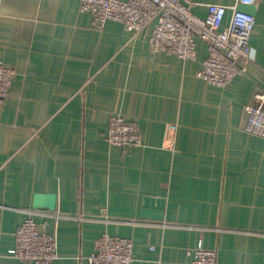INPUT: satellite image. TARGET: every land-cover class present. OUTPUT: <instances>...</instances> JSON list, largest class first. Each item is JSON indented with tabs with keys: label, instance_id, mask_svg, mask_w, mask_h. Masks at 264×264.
Instances as JSON below:
<instances>
[{
	"label": "crops",
	"instance_id": "0c3cea01",
	"mask_svg": "<svg viewBox=\"0 0 264 264\" xmlns=\"http://www.w3.org/2000/svg\"><path fill=\"white\" fill-rule=\"evenodd\" d=\"M194 1L204 16L206 3L236 0ZM79 6L0 0V59L15 70L0 108V264H37L11 254L32 210L57 233L52 264H89L106 231L134 240L133 264H187L201 241L218 264H264V137L248 131L245 108L264 91V0L255 60L224 87L197 75L202 38L184 60L150 48L153 23L100 28ZM120 113L141 145L107 141ZM36 193H55L56 209L34 208ZM145 196L165 198L163 219L142 217Z\"/></svg>",
	"mask_w": 264,
	"mask_h": 264
},
{
	"label": "built area",
	"instance_id": "2783aa9c",
	"mask_svg": "<svg viewBox=\"0 0 264 264\" xmlns=\"http://www.w3.org/2000/svg\"><path fill=\"white\" fill-rule=\"evenodd\" d=\"M255 2L236 0L232 5L208 2L204 16L192 10L194 0H80L79 10L90 13L95 26L100 28L113 19L139 34L153 23L150 48L172 52L184 60L197 56V38H202L207 43L208 55L197 75L210 84L224 87L255 60L251 38L256 15L237 10L240 3ZM229 9L233 12L227 22ZM14 74V68L0 59V108L9 96ZM255 97V102L245 106L247 129L264 137V91L256 92ZM171 128L175 130L176 124ZM106 138L109 143L126 149L143 143L136 124L121 113L111 116ZM58 248L57 233L42 229L32 210L17 229L11 254L37 264H52L59 256ZM187 257V264H218L217 250L205 246L203 241L188 248ZM85 259L89 264H133L134 240L106 231L95 239L94 250Z\"/></svg>",
	"mask_w": 264,
	"mask_h": 264
},
{
	"label": "water",
	"instance_id": "95a60500",
	"mask_svg": "<svg viewBox=\"0 0 264 264\" xmlns=\"http://www.w3.org/2000/svg\"><path fill=\"white\" fill-rule=\"evenodd\" d=\"M237 10L255 14L256 6L255 4L240 3L237 6ZM232 12H233L232 9L228 10L227 22L230 20ZM33 205H34V208L47 207L51 210H55L57 206V196L55 193H36ZM164 209H165V198L145 196L142 217L163 219Z\"/></svg>",
	"mask_w": 264,
	"mask_h": 264
}]
</instances>
